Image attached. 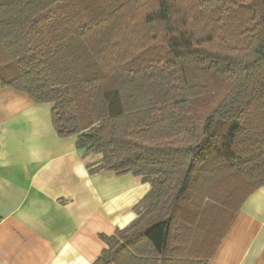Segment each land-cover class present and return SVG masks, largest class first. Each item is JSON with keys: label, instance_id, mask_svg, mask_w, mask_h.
<instances>
[{"label": "trees", "instance_id": "trees-1", "mask_svg": "<svg viewBox=\"0 0 264 264\" xmlns=\"http://www.w3.org/2000/svg\"><path fill=\"white\" fill-rule=\"evenodd\" d=\"M0 82L152 184L91 264H208L264 186V0H0Z\"/></svg>", "mask_w": 264, "mask_h": 264}, {"label": "crops", "instance_id": "crops-1", "mask_svg": "<svg viewBox=\"0 0 264 264\" xmlns=\"http://www.w3.org/2000/svg\"><path fill=\"white\" fill-rule=\"evenodd\" d=\"M52 109L0 82V264H91L152 190L131 172L90 173L100 155L59 136ZM233 216L208 264H264V186Z\"/></svg>", "mask_w": 264, "mask_h": 264}, {"label": "rangeland", "instance_id": "rangeland-1", "mask_svg": "<svg viewBox=\"0 0 264 264\" xmlns=\"http://www.w3.org/2000/svg\"><path fill=\"white\" fill-rule=\"evenodd\" d=\"M89 153H91V155H93V156H95V155H97L95 152H89ZM97 156H99V155H97ZM238 196H239V194H236L235 195V202H234V204L232 205V206H230L229 207V209L231 210V212L232 211H234L235 210V208H237L238 207V205H240V201H241V196L238 198Z\"/></svg>", "mask_w": 264, "mask_h": 264}]
</instances>
